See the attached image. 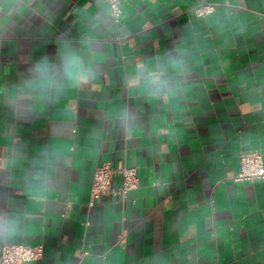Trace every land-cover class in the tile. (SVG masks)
I'll return each instance as SVG.
<instances>
[{"label": "crops", "instance_id": "obj_1", "mask_svg": "<svg viewBox=\"0 0 264 264\" xmlns=\"http://www.w3.org/2000/svg\"><path fill=\"white\" fill-rule=\"evenodd\" d=\"M120 5L0 0V253L264 264V178L237 179L264 156V0ZM121 162L139 187L91 205L95 170Z\"/></svg>", "mask_w": 264, "mask_h": 264}, {"label": "built area", "instance_id": "obj_2", "mask_svg": "<svg viewBox=\"0 0 264 264\" xmlns=\"http://www.w3.org/2000/svg\"><path fill=\"white\" fill-rule=\"evenodd\" d=\"M111 8L112 15L116 21L119 20L122 8L121 0H106ZM213 4H200L195 11L199 15H207L213 12ZM241 170L237 176L238 180H254L264 178V156L261 151L243 152L240 155ZM120 178L118 187H114L116 178ZM140 185L136 167L125 162L117 165L111 163L101 164L94 172L91 190L90 204L93 205L103 195L114 193L122 200L128 198L129 192L137 189ZM44 252L43 246H29L19 243H5L1 248L0 264H25V262L38 260Z\"/></svg>", "mask_w": 264, "mask_h": 264}]
</instances>
